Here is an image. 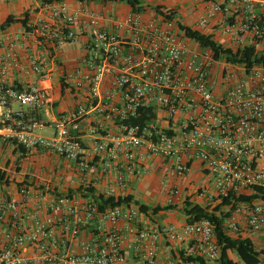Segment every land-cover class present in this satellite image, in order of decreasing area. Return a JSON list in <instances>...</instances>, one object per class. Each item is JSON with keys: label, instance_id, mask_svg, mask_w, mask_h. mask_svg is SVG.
I'll use <instances>...</instances> for the list:
<instances>
[{"label": "built area", "instance_id": "2783aa9c", "mask_svg": "<svg viewBox=\"0 0 264 264\" xmlns=\"http://www.w3.org/2000/svg\"><path fill=\"white\" fill-rule=\"evenodd\" d=\"M200 1L204 10L196 18L197 27L215 20L210 33L214 40L233 50L247 45L264 50V0ZM40 9L28 24L29 30L0 34V45L7 43V51L0 54V75L18 66L16 43L26 48L29 37L62 44L87 35L83 68L74 71L75 88L87 89L86 104L53 119V133L42 135L36 129L44 124L33 118L23 121L22 111L13 110L10 102L36 111L48 102L44 91L36 86L22 90L0 86V135L15 139L24 148L52 151L92 172L95 166L88 162L78 133L80 119L94 113L117 128L115 134L89 129L92 150L104 151L109 157L101 168L114 169L116 187L124 186V178L112 161L122 154L128 161L126 172L139 173L143 168L136 167L133 160L136 151H143L162 159L168 195L178 194L173 181L189 171L192 161H198L201 171L210 177L214 203L251 193L254 186L264 189L263 66L245 70L240 64L214 60L208 48L184 36L173 17L158 13L144 19L141 12L130 11L106 27L101 12L69 11L63 0L45 2ZM187 39L195 45H189ZM29 66L38 71L35 58ZM148 106L154 108V117L142 128L117 124ZM17 193L15 197L0 187V264L122 263L120 219L126 222L134 257L141 263L154 261L161 238L173 244L191 241L183 257L200 258L202 264L218 261L220 246L208 219L144 227L136 224L137 211L124 204L98 210L92 199L79 192L53 193L27 183ZM242 208H247L250 231H264V198L257 197L222 207V213L227 212L224 233L240 235ZM59 224L61 235L57 237L54 229ZM89 225L101 232L98 242L82 241L78 253L68 252V236H78ZM28 248L35 251L33 256L24 254ZM193 264L201 263L196 260ZM259 264H264V256Z\"/></svg>", "mask_w": 264, "mask_h": 264}, {"label": "crops", "instance_id": "0c3cea01", "mask_svg": "<svg viewBox=\"0 0 264 264\" xmlns=\"http://www.w3.org/2000/svg\"><path fill=\"white\" fill-rule=\"evenodd\" d=\"M63 1L66 2L69 11H73L77 8H83L88 11L101 12L105 16L103 25L106 27L111 25L112 20L120 19L130 12V8L127 4L121 9L115 7V5H112L109 8H104V5L101 7L94 6L93 2L89 0ZM44 3V0H3L4 7L8 13L2 17L0 23L9 14L20 16L23 12L27 11V22L28 24H32L35 18L41 13L40 7ZM108 3L112 4L117 2ZM192 3L195 8V17L193 18V21H191V23L187 21L181 23L197 29L202 33L210 34L212 31L211 25L215 23V20H211L208 23L209 25L205 27H197L195 21L197 16L204 10V4L200 0L192 1ZM155 5H159L163 10L173 12V20L179 21L176 19V12L181 9L179 4H175L173 6H162L161 4L148 6L142 5L143 10L140 12L144 19L154 18L157 15L155 10L151 9V7ZM117 12H119V14ZM22 30L23 27L19 23H12L5 29H0V34L8 33L18 35ZM87 38V35H80L72 41L55 44L49 41H40L36 38L29 37L26 41V48H21L16 43L15 57L18 62V66L10 67L6 75H0V86L3 88H19L18 90L26 89L30 86H36L44 91L48 100L45 106H42L36 111H30L21 106L15 108L13 107V102H10V107L13 110L22 111L23 121H26L27 118H33L43 123L44 126H50L51 121L56 117L66 115L80 104H86L85 98L87 89L85 87L80 89L75 88L74 84L76 79L74 78V71L77 68H83V60L86 55ZM187 42L191 46L195 45V43L190 40ZM76 47L82 49L83 54L74 57L70 56V58H68L66 53ZM6 51L7 43L2 42V45H0V54H4ZM31 58H35L39 67L38 71L30 69L29 62ZM67 62L70 63L68 68L66 67ZM60 80L63 83L62 91L60 89ZM117 101L116 103L118 104ZM92 114H87L80 119L78 134L82 145L87 149V154L85 156L88 162L95 166L94 171L87 172L82 170L75 161L63 158L54 152L45 150L41 147L25 148V152L21 153L17 149V142H13L12 138H5L0 135V172H4V179H6V181L0 182L1 189L9 192L15 197H18L17 188L21 184L27 183L37 188H48L53 193L66 191L79 192L83 197L92 200L96 195H107L111 187L115 186L114 180H116V173L114 169H107L105 171L102 170V163L108 161L109 157L104 151L92 150V143L94 139L91 137L89 129L91 127H96L97 134H115L117 133V128L112 121L104 120L101 116L97 114L94 115V113ZM1 117L2 116L0 115V118ZM41 128L42 127L36 129V132ZM37 163H39V167L36 166ZM133 163L138 168L142 167L143 170L139 173L128 174L125 170V166L128 165V161L122 156V154H119L118 157L112 161V165L123 172L124 186H115V189L110 193V195L130 194L132 195L133 200L148 206H154L156 204L164 205L167 204L166 202L179 203L180 200L183 201L186 198H188L191 202L198 203L202 206L209 205L211 207L215 204L210 197L213 190L211 179L208 175L201 171L200 163L198 161H192L190 163V169L188 172H190V170L195 166L200 174L208 177L209 186L198 185L193 187L184 184L181 188H179L174 182L177 180L175 179L173 182L178 189V194L175 196L172 194L168 195L165 183V185L161 188L163 200H155L152 204H150L152 197L147 192L148 190H146L149 185L146 178L159 170H162L165 175L164 178H167L162 159L157 155H149L143 151H136ZM134 185L136 186V191L145 193L146 199L144 202L139 199L137 192L134 191ZM127 207L133 208L137 211L135 221L136 224L140 226L160 227L169 224L181 225L186 223L183 212L181 213V222H170L171 218L169 217L171 214H165V211H159L156 214H151L149 211L147 213H141L138 211L137 204L134 202H130ZM246 216L247 208H242L239 213L240 235L242 237L249 238L253 242L255 250L260 252L258 256L259 262L257 263L259 264L264 256V231H250V229L246 226ZM118 225L120 226L124 236L122 249L125 255V260L122 263L117 264H145L137 261L134 257L133 238L131 234L129 235L125 232L126 222L120 219ZM104 226L106 227V224H104ZM56 227L57 228L54 229V236L58 237L61 235L60 224ZM100 238L101 232L93 230V226L89 225L78 236H68L65 245L68 252L78 253L79 244L82 241L96 243ZM190 244L191 241L173 244L161 238L158 242L156 257L150 264H193L194 262H184L182 260L184 249ZM24 254L26 256H33L35 251L32 248H28L24 251ZM228 255L238 264H242L236 254L232 251H229ZM205 264H218V261H205Z\"/></svg>", "mask_w": 264, "mask_h": 264}, {"label": "trees", "instance_id": "16d2710c", "mask_svg": "<svg viewBox=\"0 0 264 264\" xmlns=\"http://www.w3.org/2000/svg\"><path fill=\"white\" fill-rule=\"evenodd\" d=\"M45 2H51L53 0H44ZM104 2H125L132 12H140L143 10L139 0H101ZM154 10L156 13L163 15L165 18H172L173 12L168 10H163L159 5H155ZM28 13L23 12L20 16H15L9 14L0 23V29H5L12 23H19L24 29L29 30L30 27L27 22ZM178 28L183 32L184 36L191 39L201 47L208 48L214 60H223L224 62L231 64H240L245 70L250 69L253 66H263L264 67V50H257L251 45L243 46L240 49H231L226 47L220 42L214 40L210 34L202 33L201 31L191 28L179 21H177ZM19 89V88H15ZM60 89L63 90V83L60 80ZM154 117V108L152 106L142 107L137 110L135 116H130L123 121H117V124H125L128 126H139L142 128L147 125L148 122ZM16 142L15 139L12 140ZM17 149L21 152H25V148L17 143ZM6 181L4 179V172H0V182ZM257 197L264 198V189L258 186L252 187L251 193H242L238 196H231L229 198H223L216 202L213 206H202L198 203L191 202L188 198L183 200L181 210L185 216L186 223L196 222L202 219H208L214 224V234L216 236V241L220 246L218 264H238L236 261L232 260L228 252L232 251L236 254L239 261L242 264H257L259 262V251L254 248L253 242L241 235L229 236L223 231V221L226 213H222V207L233 206L238 202H251ZM94 203L98 210H103L106 207H114L119 205H128L130 202L137 204L138 211L141 213L156 214L159 211H166L174 209L175 206L172 204L148 206L143 203H138L133 200L132 195H96L94 197ZM181 256V255H180ZM184 262H194L198 260L202 264L200 258L194 256H182Z\"/></svg>", "mask_w": 264, "mask_h": 264}, {"label": "rangeland", "instance_id": "374dc122", "mask_svg": "<svg viewBox=\"0 0 264 264\" xmlns=\"http://www.w3.org/2000/svg\"><path fill=\"white\" fill-rule=\"evenodd\" d=\"M88 1V0H86ZM93 2L94 6H103L104 8H109L112 5H115V7L117 8H124L125 7V2L119 1L117 3H108V2H104L101 0H89ZM141 5L144 6H148V5H154V4H161L162 6H173L175 4H179L180 6V10L178 12H176V19L179 20L180 22H190L193 21V18L195 17V8L193 7V3L192 1L195 0H139ZM154 6L151 7V9ZM8 13V11L5 9L4 4H3V0H0V20L2 19V17ZM119 14V12H117ZM83 54V50L76 47L74 49H71V51H69L68 53H66V55L68 56V58H70V56H78V55H82ZM70 66V63L67 62L66 67L68 68ZM13 107L18 108L20 107L18 105V103L13 102ZM24 108V106H21ZM54 114V113H51ZM51 116V115H50ZM38 133L42 134V135H48L50 136L53 133V128L49 125H46L44 127H42L41 129L37 130ZM36 166L39 167V163L36 164ZM148 176V175H147ZM164 174L162 172V170H159L158 172H155L153 174H151L148 178H146L149 182L148 188L146 190H148L147 192L149 193V195L152 197L150 204H152L155 200L157 201H161L163 200V193H162V186L165 185L166 183V179L164 178ZM176 183V185L181 188L184 184H187L189 186H193L196 187L198 185H205V186H209V181H208V177H206L203 174H200L197 171V168L194 166L190 172H188L187 174L183 175L180 179H177L176 181H174ZM136 186H133L134 191ZM137 192V196L139 197V199L144 202V200L146 199L145 193H141ZM167 204H172L175 206L174 209H178V210H166L165 214H171V216L169 218L170 222H181L182 218H181V207L183 204V201L180 200L179 203H168ZM173 210V211H172ZM180 217V218H179Z\"/></svg>", "mask_w": 264, "mask_h": 264}]
</instances>
